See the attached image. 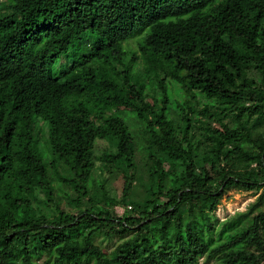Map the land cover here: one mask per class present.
<instances>
[{"label":"trees","instance_id":"trees-1","mask_svg":"<svg viewBox=\"0 0 264 264\" xmlns=\"http://www.w3.org/2000/svg\"><path fill=\"white\" fill-rule=\"evenodd\" d=\"M201 258L264 264V0H0V264Z\"/></svg>","mask_w":264,"mask_h":264},{"label":"rangeland","instance_id":"rangeland-1","mask_svg":"<svg viewBox=\"0 0 264 264\" xmlns=\"http://www.w3.org/2000/svg\"><path fill=\"white\" fill-rule=\"evenodd\" d=\"M172 111L174 112L175 109L173 108ZM180 117V115H179ZM178 117V118H179ZM105 147L103 142H98V145L95 147V153L99 154ZM107 178V182L105 185V189L109 191L111 195H117L120 180L118 177L111 178L108 175H105ZM138 191H141L138 189ZM259 194H254L252 191H245L239 188H228L226 189L220 198V202L217 205V209L215 210L213 216V223L218 226V224L222 223L224 220L234 216L237 213L246 212L250 205L253 204ZM115 214L117 216H121L124 213V208L121 206H116ZM119 240L117 237H114L113 241H102L101 244L106 248V250L110 251L115 244ZM214 260L206 261L205 259L201 258L198 264H214ZM37 264H43V261L40 260Z\"/></svg>","mask_w":264,"mask_h":264}]
</instances>
